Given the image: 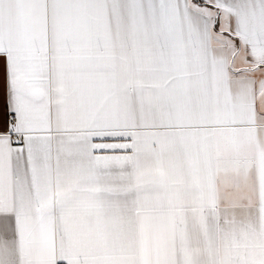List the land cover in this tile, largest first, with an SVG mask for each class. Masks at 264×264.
<instances>
[{
    "label": "snow or ice",
    "instance_id": "6c2138e0",
    "mask_svg": "<svg viewBox=\"0 0 264 264\" xmlns=\"http://www.w3.org/2000/svg\"><path fill=\"white\" fill-rule=\"evenodd\" d=\"M0 264H264V0H0Z\"/></svg>",
    "mask_w": 264,
    "mask_h": 264
}]
</instances>
